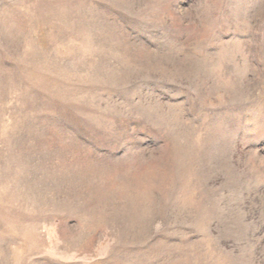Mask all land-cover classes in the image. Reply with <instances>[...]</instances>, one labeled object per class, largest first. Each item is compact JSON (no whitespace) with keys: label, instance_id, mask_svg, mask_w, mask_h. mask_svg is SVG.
<instances>
[{"label":"rangeland","instance_id":"obj_1","mask_svg":"<svg viewBox=\"0 0 264 264\" xmlns=\"http://www.w3.org/2000/svg\"><path fill=\"white\" fill-rule=\"evenodd\" d=\"M0 264H264V0H0Z\"/></svg>","mask_w":264,"mask_h":264}]
</instances>
